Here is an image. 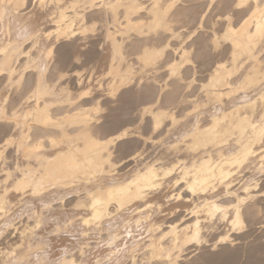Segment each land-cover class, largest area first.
Masks as SVG:
<instances>
[{
  "label": "bare ground",
  "instance_id": "bare-ground-1",
  "mask_svg": "<svg viewBox=\"0 0 264 264\" xmlns=\"http://www.w3.org/2000/svg\"><path fill=\"white\" fill-rule=\"evenodd\" d=\"M72 1H68L69 4L65 6L67 3L65 0L66 3L64 2L65 5L63 6L62 0H45V5L41 6L40 0H0L1 16L6 14L4 3L11 4L16 10V14L12 15L13 17L6 16L7 27L10 34L14 36L7 43L0 45V112L5 113L8 117V119L0 120V174L3 173V175H0V208L3 209L0 211V264H123L126 259H129V262L125 261L127 263L124 264H144L147 262L150 264H184L191 253L190 251L184 253L185 250H188L191 244L193 246L203 245L192 241L194 234L198 232L202 240H206V242L209 240L208 236L206 238L208 229L205 232L206 235L204 234L205 226L203 222H207V219L203 221L200 218L201 213L196 214L197 211H194L199 206H195L192 211L190 210L187 213V215L190 214V216L188 215L189 218L184 215V210L179 214V217L176 215L177 219L174 218L172 220L168 215L178 214L177 212H181V210L177 208L197 197L199 201L203 199V201L201 200L202 205L204 204L202 208L207 211L206 213L210 217L215 218L217 212H221V218L224 219L232 205H236L238 201H247L248 197L241 195L243 194L241 192L247 195L252 187V184L246 182V177L234 176V174L237 175V172H233V167L237 166L238 170V167L247 166L245 167L246 172L255 165L257 168L254 169L252 167L251 170L253 172L256 169L259 172L262 168L261 164L259 165L260 159H257L259 162L256 164L254 158L262 152L264 154V70L262 64L264 57L260 55L264 49H257L262 42L259 37L249 39V36L256 31L257 24H264V18H261L259 13L253 17L252 13L256 10V0H250L252 7L250 9L246 7L241 10V13H244V17L241 18L240 23L234 26L233 21L229 22L226 31L229 27L233 29L230 39L225 40L223 38L224 34L218 35L219 33L216 32L218 29L215 31L218 34L215 33L213 37L211 35L213 38L211 42L212 53L220 50L221 43L226 41L225 44L229 42L228 46L222 44V48H224L223 46L225 48L222 51L220 50L217 56H227L225 59L221 57L216 59L214 55L216 61L208 74L209 80L208 82L206 81V84L204 82L202 87L206 93L204 95L205 98L204 100H198L189 99L190 95L186 93L188 86L190 87V83L187 81L188 78L186 79L187 83L185 80L183 82L184 92L180 91V82L182 80L179 82L178 79V83L170 84L173 87L166 83L161 87H157L156 81L153 83L148 79L149 81L143 82L144 85L141 86V80L136 83V88L133 90L130 88L133 87L131 74L134 75L133 72L136 73L134 71L136 66L132 65L134 61L132 60L131 63V57L129 58V56H132L131 54L135 55L133 53L135 52L134 49L140 47L141 52L136 54H139L137 58L142 63V68L143 65L155 64L165 55L170 56L171 51L175 53L176 49H172L171 41L173 38L181 36L182 30L176 27V23L180 21L181 16L186 14L187 11H184V7L178 8L172 0H151L148 6H144L146 4L138 2L139 0H101V3H110L113 7L94 8L89 6L85 8L81 4V7L77 9L76 1L71 3ZM218 2L220 4L223 1ZM212 4L213 0L210 2V5ZM121 13L123 14L122 16L120 15ZM107 18L113 25L117 23L119 25L125 24L122 30L125 29L126 33L128 32L126 30L131 29L132 31H137V33L136 38L133 37L134 39H130L127 44L123 40L124 37H122L126 33L115 26H109L105 28L103 37H101L103 42H101L102 40L99 42L91 41V39H88V41L83 40L84 43L90 41L92 44H97L98 58H108V75L110 73L114 76H108L111 82L109 81V87L105 88L107 90V93L103 94H106L105 98H102V95L94 96L99 92L88 91H92L94 94L92 96V92L90 93V98L92 99L90 101L94 102L93 107L99 101L103 106L109 107H107L108 111H110L109 109L111 111L116 110V112L113 111L114 114H111V112L107 114L108 111L106 110L107 112L104 113L106 115L102 117V114H95L92 111L93 107L85 108L88 106H83L84 103L80 104L82 106L75 107L77 103H74L72 98L71 100L68 99L69 102H73L69 104H64L67 98L64 99V97L61 100V96L67 97L68 95L66 94H71L68 86L69 82L60 80V76H65L68 68L72 66V64H68L67 67L64 66L65 58H54L52 62L47 61L45 66L41 64L43 60L41 61L40 59L37 64L24 67L20 62V54L23 53V46L27 41L35 43L41 41L37 33L55 32L57 28H62L68 32V36L60 41L61 53L69 50L77 51L83 46L82 39V42H79L81 36L80 22L82 21L87 25L95 24L97 27L99 22H107ZM245 21L248 22L247 25H245ZM52 27L53 31L50 30ZM28 28H31L32 32L26 35L29 33L27 31ZM73 28L77 32L76 36H71ZM17 32L22 34L24 32L25 35L21 37L22 34L19 33V37ZM121 32L123 33L122 36L120 35ZM93 35L96 34L93 33ZM93 35L85 36H87L86 38L89 36L91 38ZM83 36L81 37L83 38ZM86 38L84 37L85 40ZM162 40L164 41L163 46L159 44V41L161 42ZM261 44L260 46L263 48V42ZM39 46L44 49L42 44H39ZM207 46L205 47L207 48ZM41 47L39 48L40 52L42 50ZM162 48L164 51L160 52ZM85 49L87 48L82 47L83 51ZM90 49L86 50V52H89ZM186 50L182 48L181 58H184L185 53H188ZM155 53H160V55L157 57ZM80 58L79 60H81ZM245 59H248V61L244 62ZM184 61L185 58L180 61L174 59L171 62V65L178 66L177 75H181L183 66L186 71L189 70L187 63L181 66ZM28 67L29 69L27 70ZM51 69H53L52 71H57V78L49 74ZM28 71L30 72L29 74ZM237 76H239L243 84L248 85V89H251L244 91V93L242 92L243 94L241 93L240 96L239 94L238 96L231 94L235 92L234 84L239 81L236 78ZM233 78L236 79L233 80ZM77 83L82 86L81 82ZM225 86L226 89L230 90L229 95L223 99ZM113 91L120 98V103H116L113 97L109 95ZM153 96H155L156 101H162V103H158L155 113L148 116L149 121H151L149 125L151 131H148V134L151 136L146 137L143 134L144 132L142 133L140 130L142 121L144 122V119H146V117L142 116L139 121L140 127H138V131L135 130L137 134L126 138L135 136V139L119 144L121 149L123 147L128 148V145L132 144L134 146L132 148L133 151L128 155L126 154V156L124 155L123 158L118 157L120 160L117 161V157L115 160V155H117L115 154V147H117V144H113L106 149L108 155H104L105 149L98 145L94 135L98 122L104 123L105 129L112 131L114 135L118 134L113 131L117 121L116 118L123 121L132 120L127 115L132 113V111L120 113L118 109L124 106L134 107L137 112H133V115L137 116V113L143 108L138 110V105L140 104V107L141 105L146 106L143 102L151 101ZM57 97L59 98L57 99ZM83 98L85 96L80 99V102H82ZM194 101L197 103L195 108L199 112L196 116L184 112L186 110L185 106ZM110 103H113V105ZM181 110H184L183 113ZM100 115L104 121L99 120ZM12 117H15V119H12ZM155 117H159V128L155 127L157 122ZM124 125L128 128L133 126L131 123ZM150 132L153 135L159 133L163 135V138H171V140L170 142L165 141V143L163 141L162 143L164 144L161 145L159 150H154V152L156 151V154L154 153L155 156L148 159L150 157L148 155L150 148L147 144L152 139ZM10 137L15 140V143L5 144V141ZM163 138L160 139L162 140ZM158 142L160 143L161 141L159 140ZM158 142H155V144L159 145ZM120 146L119 151L121 150ZM146 153L148 157L145 155ZM261 157L264 158V155ZM249 166L251 167L247 169ZM241 170L239 168L238 171ZM251 173L249 171V174ZM263 173L260 175L263 176ZM1 176H3V179ZM238 178L240 179L238 180ZM258 185L259 182L255 184V186ZM174 188L178 189V192H172ZM22 189L23 191L21 192L20 190ZM246 189L247 191H245ZM26 190L30 192H27V194H31L30 198L27 196L29 198L27 201L34 207L42 206L40 213H36L37 210H34L32 214L29 213L31 217L33 216L37 219V222L39 221V224H41L40 218L42 217L40 215L44 211L47 213V210L50 212L60 208L56 209L57 200L65 197L69 199L68 196L71 198V196L75 195L76 198L74 197V200L69 199L67 204L65 199L64 206L61 203L63 200H59L61 202L58 205L65 208V205L67 207L71 205L76 209H80V211L81 209L88 211V216L81 217V220H83L82 225L86 226L87 229L81 231V233L78 232L79 234H70V232L68 235L62 236L60 233L55 237L45 236L44 233L46 231L44 233L41 232L42 234L26 233L25 225L15 223L16 218L12 216L15 218L14 220L7 209L9 204L15 202V200L16 203H19L17 200H21L22 205V200L25 199L23 197L27 195L26 193L24 195ZM217 190L223 191V198L224 196H232L235 197L234 200L237 202L235 204L232 203L230 207L228 203L227 205L221 203L220 199H218L221 198L219 197L221 194L214 193ZM262 195H264V190L259 196ZM197 199L195 198V201ZM72 202L74 205L71 204ZM152 203L157 204V207L155 206L156 208L153 210L154 213L142 215L141 213L146 209L145 207L147 206V209L150 208ZM256 203L258 204V202ZM37 204L38 206H36ZM197 204L199 205L200 203ZM141 206H145V209L136 211ZM166 207L168 208L166 209ZM216 209L221 211H216ZM260 209L255 204H246L242 206L241 212L242 215L255 219L259 216ZM167 210L168 212H166ZM230 210H232L234 217L233 209ZM135 214H138V217H135ZM220 215L218 214L217 217ZM44 216L47 217L46 214ZM75 216L77 217V215ZM45 217L42 219L45 220ZM71 218L73 219V216ZM46 220L43 222L47 225ZM76 220L78 221V219ZM19 221L21 222L22 220ZM74 221L72 222L74 223ZM28 224H30V221ZM21 226H23L22 230H20ZM71 228L73 229V226ZM77 230L74 231L77 232ZM65 232L67 233V230ZM219 232L218 234H220ZM15 236L20 237V239L17 238V242L21 241L20 244L16 242ZM216 238H219V236ZM210 240L212 241L213 239ZM34 243L36 245L33 246ZM22 244L32 247V250L35 246L40 245L43 249L47 246V250L50 253L45 249L46 252L43 253L47 256L49 255V258L45 262L44 259L47 256L42 257L43 255L40 254L42 258L39 259V256L37 257L35 253V258L38 260L35 259L37 261H34L33 258H31L33 261L31 259L28 260L29 254L34 253H29L28 249L24 250L23 247L21 248L22 250H18ZM14 245L16 246L12 247ZM57 247L58 249H56ZM229 247L231 246L229 245L227 248ZM143 248H146L144 249V254L147 257L144 258L147 262L138 258L140 252L144 251H142ZM10 249L12 250L11 254ZM56 250L60 253L56 252L60 255L59 257L53 256ZM15 251H17L16 253L21 252L16 254ZM22 251L29 253L27 259H25V254ZM51 251L53 252L51 253ZM208 251L205 250L199 258H196L197 260L195 259L191 262L192 258L191 261H187L185 264H202L209 257ZM220 252L223 253H220L222 256L227 253L223 252L222 249ZM225 257L227 258L228 256ZM229 257V262L232 259V262L236 261L234 260L235 255ZM226 258L225 260L228 259ZM212 260L216 262V259ZM229 262L227 263H232Z\"/></svg>",
  "mask_w": 264,
  "mask_h": 264
},
{
  "label": "rangeland",
  "instance_id": "rangeland-1",
  "mask_svg": "<svg viewBox=\"0 0 264 264\" xmlns=\"http://www.w3.org/2000/svg\"><path fill=\"white\" fill-rule=\"evenodd\" d=\"M70 1H72V0H66V2H65V0H62V5L64 6L65 5V3H66V5L65 6H67L68 4H69V2ZM76 1V4H77V9H79L80 7H81V4H82V6L84 7V5H85V2H86V0H75ZM75 1H72L71 3H73V2H75ZM83 1V3H81ZM101 1V0H100ZM123 1H128V0H123ZM172 1H174V3L176 4V6L179 8H182V7H184V11H187L186 12V14L185 15H183V16H181L180 17V21L179 22H177L176 23V27H179V28H181V30H182V33H181V36L179 37V38H173V40L171 41V43H172V49H176V51H175V53H173V51H171L172 53H171V55L170 56H166L165 55V57H163V58H161V60H158V62H156L155 64H147V65H143V67L141 68V66H142V63H140V61H139V59L137 58V57H139L138 55L139 54H136V53H139V52H141V48L139 47H136V49H134V51L135 52H133V53H135V55L134 54H131L132 56H129V58H130V62L132 63V60L134 61L133 62V66H136L135 67V70L134 71H136V73L135 72H133V74L134 75H132L131 74V80H133L132 81V86L133 87H130V88H132V90L134 89V88H136V86H137V82H140L141 80H142V83H141V86L142 85H144V83H145V81H151V82H157V83H155L156 84V86L157 87H161L162 85H165V83L166 84H168V85H172L173 83H176L177 82V79L179 80V82H180V85H181V87H180V91L182 90V92H184L185 91V89L183 88L184 87V80H185V82L187 83V81H189L188 83H190V87L188 86V90H186V93H188V95H190L189 96V99H198V100H204V98H205V90H203L202 89V87H203V83L204 84H206L207 82H208V80H209V78H208V74L211 72V67L213 68V66L212 65H214V63H215V61H216V59H218L219 57H221V58H223V59H225L226 58V56L227 55H221V56H217V55H219V53H220V50L222 51L224 48H225V46H228V43L229 42H227V44H225L226 43V41H223L222 39H221V41H223L224 43H221V46H220V50H218L216 53H212V37L215 35V33L216 32H218V33H216V34H218V35H221V34H224L225 32L224 31H226V28H227V26H228V24L229 23H225V21L222 19V15L223 16H230L231 17V20L230 21H233L232 23H233V25L234 26H237L239 23H240V21H241V18H243L244 17V13H241V10H243V9H236L235 7H234V5L232 4V0H215V5L214 6H212V5H210V2H211V0H172ZM185 1H187V2H185ZM201 1V2H200ZM206 1V2H205ZM210 1V2H209ZM218 1H223V2H221L220 4H219V2ZM65 2V3H64ZM138 2H140V3H142L143 2V4H146V5H144V6H148L150 3H151V0H139ZM150 2V3H149ZM187 3V4H185V3ZM188 2H190V3H188ZM86 3H88V1L86 2ZM194 3V4H193ZM209 5H208V4ZM201 4V5H200ZM204 4V5H203ZM192 5V6H191ZM203 5V6H202ZM207 6V7H206ZM4 7H5V10H6V14L4 15V16H1L0 17V45H3L4 43H7L8 41H10V39L14 36H12L11 34H10V32H9V28L7 27V17L6 16H12V15H14V14H16L15 13V9L13 8L14 6H12L11 4H8V3H4ZM82 7V8H83ZM187 7V9H185ZM190 9V10H189ZM207 9V10H206ZM0 10H1V6H0ZM191 10H193V11H191ZM206 10V11H205ZM204 11V12H203ZM121 16L123 15L122 13L120 14ZM187 15V16H186ZM198 15V16H197ZM191 16V17H190ZM13 17V16H12ZM184 18H186V19H184ZM190 19V20H189ZM107 22H99L97 25V27H96V29H95V31L94 32H91L90 34H87V35H93V33H95L96 35H93L91 38H90V36L88 37V38H86L87 36H83L82 34H80L81 36H83V38L80 36V43L84 40V41H88V39L90 40L91 39V41H100V40H102L101 42H103V38H101V37H103V34H104V32H105V28L106 27H116V28H119L120 30H122V27L125 25V24H122V25H119L118 23L117 24H115V25H113L112 24V22L109 20V18H107ZM182 20V21H181ZM187 20V21H186ZM194 20V21H193ZM201 21V22H200ZM116 23V22H115ZM201 25H203V27L201 28ZM214 27V28H213ZM29 29V30H28ZM27 29V31H29V33H27L26 34V32H25V30H24V32H25V34L26 35H29L31 32H32V29L31 28H28ZM197 29H200V31H198L197 32ZM211 29H213V30H211ZM218 29V30H217ZM50 30H54L53 29V27H52V29H50ZM125 29H123L122 30V32H124V33H126L125 31H124ZM217 30V31H216ZM126 31H128L126 34H123L122 32H121V36H122V34H123V36L122 37H124L123 38V40H124V42L125 43H129V41H130V39H134V38H136V33H137V31H135V30H133L132 31V29L131 30H126ZM211 31H212V33H211ZM216 31V32H215ZM24 32H23V34L21 33V32H17L18 34L17 35H19V37H20V34H22L21 35V37L22 36H24L25 34H24ZM193 32H197V36L196 37H194V41L192 40V41H189L188 40V36H190ZM20 33V34H19ZM211 33V34H210ZM202 34V35H201ZM211 35H212V37H211ZM120 36V38H122ZM125 36H126V39H125ZM130 38H129V37ZM84 37L86 38V40L84 39ZM134 37V38H133ZM77 38H79L78 36H77ZM81 39H82V41H81ZM92 39H94V40H92ZM210 39V40H209ZM201 40V41H200ZM84 41L82 42V44H83V48L85 47V48H87V49H85V51H83L82 50V47L78 50L80 53H83L84 55L80 58L81 60H79V64H77V65H72L71 67H69L68 68V71H67V73H66V75H65V79L63 80L64 82H69L68 84V86L70 87L69 89H70V91H71V94H66V95H71V96H61V100L64 98V99H66L65 101H67V102H65L64 100V104H69V103H77V105L75 106V107H79V106H82V105H80V104H82V103H84L83 104V106H88V107H85V108H91V107H93L92 105L94 104V102H92V101H90V100H92L91 98H90V96H91V94L90 95H88V96H85V98H83V100H82V102H80L81 100L80 99H82V97H84V96H82V94L86 91V92H88V91H90V90H94L93 92L94 93H96V92H99V93H96L95 95L93 94V92H92V96L94 95V96H96V95H102L101 97L102 98H105L104 96L106 95H103L104 93H107V90L105 89V88H108L109 87V81L111 82V80H109V78L110 77H108V76H111L112 74H110L109 73V75H108V58H106V57H104L103 59L101 58V59H99L98 58V52H97V47L98 46H96L97 44H92L90 41V43L89 42H85L84 43ZM200 41V42H199ZM44 43V44H43ZM127 43V44H128ZM163 43H164V41L162 40L161 42L159 41V44H162V46H163ZM201 43V44H200ZM204 43V44H203ZM262 43V42H261ZM260 43V45H262ZM34 44V45H33ZM39 46V44H42V46H44V49L41 47V46H37V45ZM222 44L223 45H225V46H223L224 48H222ZM263 44H264V42H263ZM200 45V46H199ZM208 45V46H207ZM258 46L257 47V49L258 50H262V49H264V45H263V48H261L262 46ZM45 46H46V44H45V41H44V39H41V41L40 42H33V41H27L26 43H25V45L23 46V53H21L20 54V62H21V64L22 65H24V67L25 66H29V65H32V64H37L39 61H40V59H41V64H43V66H45V64L47 63V61L48 62H52V61H54L53 59H47L46 58V53H45ZM205 46H207V48L205 47ZM41 47V52H40V50H39V48ZM93 47V48H92ZM176 47V48H175ZM259 47H260V49H259ZM91 48V49H90ZM182 48H184V50H186L187 52H188V56H190V57H187L188 59H190L191 58V60H192V64L191 65H187V67L189 68V70L188 71H186L185 69H184V66H183V68H182V73H181V75H177L176 77H172L171 76V71H170V69H169V65H171V62L174 60V59H176V60H178V61H180L181 59H184V58H181V55H182ZM88 49H90V51L89 52H86V50L88 51ZM172 49H170V50H172ZM201 49V50H200ZM44 51V52H43ZM201 51V52H200ZM176 52H177V54H176ZM206 52V53H205ZM208 52V53H207ZM199 53H201V54H199ZM205 53V54H204ZM212 53V54H211ZM207 54V55H206ZM173 55H175V56H173ZM204 55V56H203ZM213 55V56H212ZM214 55H215V58H214ZM260 55L262 56V57H264V50H262L261 51V53H260ZM172 56V57H171ZM211 56V57H210ZM217 56V57H216ZM34 59H36V60H34ZM213 59V60H212ZM210 60V61H209ZM227 60V59H226ZM35 61H36V63H35ZM38 61V62H37ZM201 61V62H200ZM209 61V62H208ZM245 61H248V59H245L244 60V62ZM208 62V63H207ZM263 62H264V59H263ZM262 62V64H263V70H264V63ZM139 64V65H138ZM194 64V65H193ZM152 67H151V66ZM181 65H184V62L183 63H181ZM193 65V66H192ZM140 67V68H138V67ZM149 66V67H148ZM199 66V67H198ZM195 68V69H194ZM29 69V67L27 68V70ZM198 69V70H197ZM53 69H51L50 70V72H49V74H52L55 78H57L58 77V73H57V71L56 70H54V71H52ZM59 70V69H58ZM69 70H70V72H71V75H69ZM139 70V71H138ZM146 70V71H145ZM184 70H185V72H184ZM210 70V71H209ZM196 71V72H195ZM189 72V73H188ZM264 72V71H263ZM30 72L28 71V74H29ZM139 73V74H138ZM144 73V74H143ZM195 73H197V74H195ZM136 74V75H135ZM141 75V76H140ZM183 75V76H182ZM138 76H139V78H138ZM148 76H149V78H148ZM180 76H182V77H180ZM112 77H114L113 75H112ZM111 77V78H112ZM134 77V78H133ZM92 80H91V79ZM102 78V79H101ZM104 78V79H103ZM141 78V79H140ZM146 80H145V79ZM151 78V79H150ZM176 78V79H175ZM188 78V80L186 81V79ZM236 78H238V80L239 81H237V84H234L235 86V92H232L231 94L232 95H237L238 96V94H239V96L241 95V93L243 92L244 93V91H248V90H251L250 88L248 89L247 88V86L248 85H245V84H243V82H242V80H240L239 79V76H237ZM236 78H233V80L234 79H236ZM140 79V80H139ZM143 79H144V81H143ZM149 79V80H148ZM77 80H79V81H77ZM103 80V81H102ZM175 80V81H174ZM207 81V82H206ZM77 82H81V84H82V86L80 85H78V83ZM107 82V83H106ZM144 82V83H143ZM103 85H102V84ZM163 83V84H162ZM178 83V82H177ZM100 84V85H99ZM106 84V85H105ZM108 84V85H107ZM159 84V85H158ZM170 85V86H171ZM101 86H102V89H101ZM183 86V87H182ZM169 87V86H168ZM171 87H173V86H171ZM241 87V88H240ZM89 88V89H88ZM130 88H128V90H130ZM225 88V91H224V97H223V99H225L229 94V90L230 89H226V86L224 87ZM86 89V90H85ZM138 89V88H137ZM102 90V91H101ZM73 91V92H72ZM84 91V92H83ZM179 91V90H178ZM179 91V92H180ZM90 92V93H91ZM178 92V93H179ZM181 92V93H182ZM82 93V94H81ZM242 93V94H243ZM246 93V92H245ZM80 95V96H79ZM226 96V97H225ZM100 97V98H101ZM59 97H57V99H58ZM71 98H72V101L71 102H69V100H71ZM69 99V100H68ZM74 99V100H73ZM89 99V100H88ZM212 100V99H211ZM87 101V102H86ZM90 102V103H89ZM202 102V101H201ZM89 103V104H88ZM79 104V105H78ZM90 104H91V106H90ZM111 105H113V103H110ZM196 102L194 101V102H191V104H188V105H186L185 107H186V110L184 111L185 113H188V114H192V116L194 115V116H196V114L198 115V109L197 108H195V106H196ZM90 106V107H89ZM106 106V105H105ZM103 106L104 108H107L108 106ZM138 110L140 109V108H142V107H144L143 105H141V107H140V104L138 105ZM109 108V107H108ZM108 108L106 109L107 111H108ZM184 108V107H183ZM110 111H105V112H107V114L108 113H110L111 112V114H114V112H116V110H112L111 111V109H109ZM114 111V112H113ZM118 111L120 112V113H123V112H130V111H132V113H129V114H127L128 115V117H129V119L131 120V121H136V115L134 116L133 115V112H135L136 110H134V107H130V106H124L123 108H121V109H118ZM182 111V110H181ZM183 111H182V113H183ZM137 112V111H136ZM135 112V113H136ZM192 112V113H191ZM96 114V113H95ZM104 115V113L102 114V117H104L103 116ZM131 116V117H130ZM133 117V118H132ZM119 119V118H118ZM117 118H116V124H115V126L113 127V129L115 128H117V127H119V125H120V123L122 124H126L128 121H123L122 119H119L118 120ZM147 119V120H146ZM146 119H144V122L142 121V126H141V128L143 129H141L140 128V130H141V132L144 134V135H146V137H150L151 135L150 134H148L149 132L148 131H151V129H150V124H148V121H149V117H146ZM99 120L101 121H104V119L103 118H101V115H100V118H99ZM119 121V122H118ZM136 123L139 125L140 124V122L139 121H136ZM144 123H145V125H144ZM117 126V127H116ZM146 127V128H145ZM129 129H133V131H135V130H137L138 131V128H134L133 126L131 127H129ZM147 130V131H146ZM114 131V130H113ZM146 131V132H145ZM151 134H152V139H150V142L148 141V147L150 148L149 150H148V152H149V158L148 159H151L152 158V156H155V154H156V151L154 152V150H159V148L161 147V145L162 144H164L165 143V141L167 142V141H169L170 142V140H171V138H163L162 136L163 135H160L159 133L157 134V133H155V135H153V133L152 132H150ZM137 134V133H136ZM135 134V135H136ZM150 135V136H149ZM153 136H154V138H153ZM161 136V137H160ZM135 136H133L132 138H128V139H125V141H130V140H133V139H135L134 138ZM159 139H158V138ZM156 138V139H155ZM160 138H163L162 140L160 139ZM157 139H158V141L160 140L161 142V144L157 141ZM168 139V140H167ZM154 140H156V141H154ZM153 141V142H152ZM164 141V143H162ZM155 142H158L159 143V145L156 143L155 144ZM122 142H120L119 144H121ZM154 143V144H153ZM117 145V147H115L116 149V152H115V154H117V155H115V160H116V157H117V161L118 160H120V158H123L124 157V155L126 156V154L128 155V154H130V152L131 151H133V147L134 146H132V144H130V145H128V148H122L121 149V146L120 145ZM156 145H158V146H156ZM119 146H120V151H119ZM132 146V147H131ZM151 146V147H150ZM154 147V148H153ZM156 147H158V148H156ZM130 148V149H129ZM156 148V149H155ZM264 149V148H263ZM129 150V151H128ZM151 150V151H150ZM157 150V151H158ZM122 151V152H121ZM124 151V152H123ZM264 151V150H263ZM119 152H121V153H119ZM147 152V153H148ZM119 153V154H118ZM147 153L145 154V155H147ZM155 153V154H154ZM261 154V156H263L264 154H263V152L262 153H260ZM260 154L256 157V158H254V162H256V164H258L257 162H259V160H257V159H260V163H259V165L261 164V166H262V168H261V171H259V172H257L258 170L256 169L255 170V172H253V170H251L252 169V167L255 169V168H257L256 167V165L255 166H249L247 169H249L250 167H251V169H249V170H247V172H246V168L245 167H247V166H243V167H238V170H239V168H240V170H241V168H242V170L241 171H238L237 170V166L235 167H233V172L235 173V172H237V175L236 174H234V176H239L240 178H242V177H246V182L247 183H250V184H252L251 186V189H250V191H248V193H247V195H245L244 194V192H241V193H243V194H241V195H243V196H247L248 198H247V203L246 204H248V205H250V204H255L259 209H260V212L262 211V208H264V200H262L261 199V196H259L260 195V193L262 192V190H264V168H263V166H264V158L263 157H261L260 156ZM263 154V155H262ZM123 155V156H122ZM148 155H147V157H148ZM118 157H120V158H118ZM261 158H263V159H261ZM257 161H256V160ZM254 164V163H253ZM260 167V166H259ZM258 167V169L260 170V168ZM244 170H245V172H244ZM249 171L250 172H252L251 174H249ZM241 172V173H240ZM240 173V174H239ZM243 173H244V176H243ZM261 173H263L262 175L263 176H261L260 174ZM2 175H3V173H1ZM0 174V175H1ZM245 174H247V175H245ZM249 174V175H248ZM252 175V176H251ZM261 177H260V176ZM233 176V177H234ZM249 176V177H248ZM5 177V176H4ZM248 177V178H247ZM251 177V178H250ZM1 178L3 179V176H1ZM235 179H236V177H234ZM240 178H238V180L240 179ZM244 181V180H243ZM249 181V182H248ZM263 181V182H262ZM258 183L259 182V185L258 186H255V184L256 183ZM261 183V184H260ZM254 185V186H253ZM178 187V186H177ZM177 187H175V188H177ZM173 189L172 190V192H174V193H176V192H178V189L176 190V189ZM24 189V188H23ZM23 189L22 190H20L21 192L23 191ZM26 189V188H25ZM13 190H14V188H13ZM19 190V189H18ZM17 190V191H18ZM222 190V189H221ZM220 190V191H221ZM28 191H30V189H28ZM27 190L26 191H24V195H26L27 194V192H28ZM219 190H217L216 192H214L215 194L216 193H218V194H221L219 197H221V198H218V199H220V202L221 203H224L225 205H227V203H228V206L230 207L231 206V204L233 203V204H235L237 201L236 200H234L235 199V197H232V196H230V197H227V196H224V198H223V196H222V194H223V191L222 192H220ZM31 192V191H30ZM30 192H28V193H30ZM26 193V194H25ZM257 193V194H256ZM259 193V194H258ZM253 196H252V195ZM255 194V195H254ZM30 195V196H29ZM226 195V194H225ZM251 195V196H250ZM30 198L31 197V194H27L26 195V197L24 196L23 198H25L24 200H22L23 202H22V205L23 204H25V205H21V200L19 201V200H17V202H19V203H16V200H15V202H13V203H11L12 204V206H10L11 204H9V207H7V209H8V213L10 214V216L12 217H15L16 218V220H15V218H13L16 222L15 223H18V225H25V227H26V233H33L34 232V234L35 233H44L45 231V236L47 235H49L50 237L52 236V237H55V236H58L60 233V235H62V236H65V235H68V233H70V234H79V233H81V231H84L85 229H87V227L86 226H83L82 225V222H83V220H81L82 218L81 217H83V216H85V215H87L88 216V214H89V212L88 211H86L85 209H81V211H80V209H76V208H74V206H71V205H68L69 207H67V205H65L66 206V208L65 207H62V206H64V200L66 199V204L68 203V201H69V199L70 200H74L76 197H75V195H73V197L71 196V198H70V196H68L69 197V199L68 198H64V199H59V200H63L61 203L63 204L62 206H59L58 205V203H60L59 202V200H57V205H56V209L57 208H59L58 210H52L53 211V213L51 214V212L52 211H50V212H48V210H47V213H46V211H44V213L46 214V216L47 217H45L44 215V213L43 214H41L40 215V223L41 224H39V221L37 222V219L35 218V217H31L30 216V214L29 213H31L32 214V212L35 210H37L36 211V213H40L41 211H42V206L41 205H39L38 206V204L36 205V206H38V207H34V205H31L27 200L29 199L28 197ZM256 196H258V197H256ZM75 197V198H74ZM256 197V198H255ZM74 198V199H73ZM196 199H197V197H195ZM195 198L192 200V201H190V202H188V203H184V205H182L180 208H177V209H180L181 210V212L179 211V212H177L178 214H172L171 216L170 215H168L169 216V218L170 219H177L178 217H179V214H181L182 212H183V210H184V215H187V213L188 212H190V210L192 211V208L194 209L195 208V206L197 207V206H199V208L197 207V209L195 208L194 209V211L196 210L197 212H196V214H200V218L203 220V221H205L206 219H207V222H203L204 223V226H205V231H204V234H205V232L207 231V229H208V231L206 232V238H207V236H208V244H209V242L211 241L210 239H213V238H215V239H219V238H216V237H220V234H226L227 233V231L229 232V230H230V228L229 227H231V219H229V220H225V219H223V218H221V212L219 213V212H217V215L215 216V218L214 217H210V215L209 214H207L206 212L207 211H205V209L203 210V208L202 207H204L203 205H202V202H201V200L203 201V199H200V201H199V198L197 199V201H195ZM232 198V199H231ZM222 199V200H221ZM255 199V200H254ZM233 200V201H232ZM259 200V201H258ZM154 201H156V200H154ZM230 201V202H229ZM248 201H249V203H248ZM226 202V203H225ZM256 202H258V204L256 203ZM260 202V203H259ZM197 203H200L199 205L197 204ZM20 204V205H19ZM28 204V205H27ZM31 206H30V205ZM72 205H74L73 204V202L71 203ZM165 204V203H164ZM245 204V205H246ZM14 205V206H13ZM154 205V206H153ZM157 205V204H156ZM155 205V203H152V206L150 207V208H148L147 209V206L145 207V206H141L140 208H138L136 211H139V210H141V209H145V210H143L142 212L143 213H141L142 215L144 214H152V213H154V209L157 207ZM167 205V204H166ZM166 205H164V206H166ZM19 206V207H18ZM28 206V207H27ZM32 206H33V208H32ZM71 206V207H70ZM156 206V207H155ZM17 207V208H16ZM26 207V208H25ZM31 209H30V208ZM61 207H62V209H61ZM73 207V208H72ZM145 207V208H144ZM28 208V209H27ZM55 208V207H54ZM65 210H64V209ZM68 208V209H67ZM168 207H166V209H167ZM11 210V212H10V210ZM15 209V210H14ZM24 209H27V210H24ZM67 209V210H66ZM75 209V210H74ZM152 211H151V210ZM189 209V210H188ZM202 209V210H201ZM230 209H232V208H230ZM229 209V212H231V213H229L228 212V215L226 216V217H233V214H232V210H230ZM28 210H30V211H28ZM38 210H40V211H38ZM74 210V211H73ZM150 210V211H149ZM25 211V212H24ZM28 211V212H27ZM72 211V212H71ZM135 211V212H136ZM148 211V212H147ZM187 211V212H186ZM199 211H203V212H199ZM23 212V213H22ZM76 212V213H75ZM80 212V213H79ZM166 212H168V210L166 211ZM49 213V214H48ZM70 213V214H69ZM75 213V214H74ZM186 213V214H185ZM56 214V215H55ZM57 214H58V216H57ZM66 214V215H65ZM72 214V215H71ZM129 215H130V213H128ZM128 214H126V215H128ZM196 214H195V216H196ZM218 214L220 215L219 217H217L218 216ZM229 214H232V215H229ZM260 214V213H259ZM18 215H19V217H18ZM21 215V216H20ZM25 215V216H24ZM31 217H29V216ZM50 215H52L53 216V220H52V216L50 217ZM63 215V216H62ZM75 215H77V217L75 216ZM126 215H124V216H126ZM128 215V216H129ZM140 215V214H139ZM176 215L178 216V217H176ZM189 216H190V214H188ZM186 216V218H189V216ZM55 216V217H54ZM57 216V217H56ZM60 216V217H59ZM67 217V218H65V217ZM71 216H73V219L71 218ZM135 217H138V214L136 215H134ZM175 216V217H174ZM206 216H209V217H206ZM10 217V218H11ZM44 217L47 219H45L46 220V222H47V225H46V223H44L43 221H45V220H43L44 219ZM48 217H50V218H48ZM127 217V216H126ZM11 218V219H12ZM22 218H24V219H22ZM30 218V219H29ZM43 218V219H42ZM54 218H56V219H54ZM59 218V219H58ZM65 218V219H64ZM168 218V219H169ZM219 218V219H218ZM250 218V217H249ZM22 220L21 222L19 221V220ZM39 219V218H38ZM51 219V220H50ZM67 219H69V220H67ZM74 219H75V221H74ZM76 219H78V221L76 220ZM218 219V220H217ZM223 219V220H222ZM257 219V220H256ZM27 220V221H26ZM35 220V221H34ZM43 220V221H42ZM63 220V221H62ZM71 220V221H70ZM81 220V221H80ZM217 220V221H216ZM220 220H222V221H220ZM252 220V221H251ZM257 222H256V221ZM259 220H260V215L257 217V218H255V219H250V221L252 222H248V221H246V222H248V228H247V231L246 232H235V233H233V235H234V242L232 243V244H229L231 247H229V248H225V250H224V248H219L220 250L222 249V251L224 252H227L226 254L224 253V256H222V252H220V250L219 249H216L214 252H212V251H210L207 247V245H206V243H202L203 245H200V246H196V245H194L193 246V244H191L190 245V248L188 249V250H185V252L184 253H188L189 251L191 252L190 254H189V260L187 259V261H191V259H192V261L191 262H193L196 258H199L204 252H205V250L206 251H208V253H209V257H208V259L207 260H205V261H208V262H210V263H212V264H222V262H223V264H226L227 262H229L228 260H229V256H232V255H235V257H234V260H236L235 262H232V260H231V262H229V263H231V264H264V233H262L261 232V228H260V226H259ZM29 221H30V224H28L29 223ZM48 221H50V222H48ZM72 221H74V223L72 222ZM77 221V222H76ZM212 221V222H211ZM27 222V224L29 225H27V224H25ZM37 222V223H36ZM220 222V223H219ZM228 222V223H227ZM58 223V224H57ZM71 223H72V225H71ZM75 223H78V224H75ZM209 225H208V224ZM213 223V224H212ZM256 223V224H255ZM37 224H39L41 227L39 228V227H37L36 225ZM45 224V225H44ZM62 224H64L63 226H62ZM68 224V225H67ZM75 224V225H74ZM213 226H212V225ZM216 224V226H214ZM218 224H219V226H218ZM28 227H27V226ZM58 225V226H57ZM60 225V226H59ZM71 225V227L73 226V229L71 228V227H69ZM221 225V226H220ZM229 225V226H228ZM23 226H21V229L20 230H22L23 229ZM43 226H44V228H43ZM47 226V227H46ZM30 227V228H29ZM57 227V228H56ZM63 227V228H62ZM66 227V228H65ZM86 227V228H85ZM209 227V228H208ZM223 227V228H222ZM27 228H29V229H27ZM77 228H79L78 230H77ZM213 228V229H212ZM44 229V230H43ZM63 229V230H62ZM203 229V230H204ZM216 229V230H215ZM221 230V232H219V230ZM228 229V230H227ZM20 230H19V232H20ZM33 230V231H32ZM35 230H37V231H35ZM41 230H43V231H41ZM48 230V231H47ZM62 230V231H61ZM67 230V233L65 232V231ZM74 230H77V232L76 231H74ZM50 231V232H49ZM53 231V232H52ZM60 231V232H59ZM212 231V232H211ZM217 233H215V232ZM220 233V234H218V232ZM65 232V233H64ZM74 232H76V233H74ZM79 232V233H78ZM226 232V233H225ZM41 233V234H42ZM50 233V234H49ZM125 233H126V230H125ZM138 233V232H137ZM211 233V234H210ZM215 233V234H214ZM15 234V233H14ZM16 234H20V233H16ZM43 234V235H44ZM54 234V235H53ZM236 234V235H235ZM244 234V235H243ZM214 235H216V236H214ZM237 235H239V236H237ZM16 236H19V235H16ZM15 236V237H16ZM213 236V237H212ZM236 236H237V239H236ZM241 236V237H240ZM240 237V238H239ZM17 238H19L20 239V237H16V242H17ZM18 239V240H19ZM236 239V240H235ZM214 240V239H213ZM211 241L210 242V244H212V243H214V241ZM206 241V240H205ZM20 242L21 241H18L17 243L18 244H20ZM206 246H205V245ZM34 245H36L35 243L33 244V246ZM38 245V244H37ZM234 245V246H233ZM16 245H14V246H12V247H15ZM23 247V249L24 250H26V249H28V252L30 253V252H33L34 254H32V253H30V254H32V255H30L27 251H26V253H25V251L23 252L24 254H25V259H27V255L29 254V259L28 260H30L31 258H33L34 259V261H37L38 259L37 258H35L36 257V254H37V257L39 256V259L40 258H42V257H46L47 255H45V253H43V252H49L47 249H48V247L47 246H45L44 247V249L46 250H44L40 245L39 246H35V248L33 247V250H32V247L30 248V247H27L25 244H22L19 248H18V250H22L21 248ZM25 247V248H24ZM41 247V248H40ZM59 247V246H58ZM58 247L56 248V249H58ZM192 247V248H191ZM39 248V249H38ZM194 248V249H193ZM202 248H203V252H202ZM12 249V248H11ZM10 249V254H11V250ZM35 249V250H34ZM144 249H146V248H143L142 249V251L144 250ZM199 249V250H198ZM201 249V250H200ZM208 249V250H207ZM31 250V251H30ZM41 252L42 250V252L40 253L39 251ZM34 251H36V252H34ZM38 251V252H37ZM196 253H195V252ZM202 253H201V252ZM17 251H15V253H16ZM21 252V251H20ZM20 252H18L19 254H20ZM53 251H51V253H52ZM56 252H58V250H56L54 253H53V256L54 257H59L60 255H58V253H56ZM144 252H145V250L141 253L140 252V254L138 255L139 257V260H143L144 262L146 261V259L144 258V257H147V256H145V254H144ZM193 252H194V254H193ZM211 252V253H210ZM217 252V253H216ZM219 252V253H218ZM13 253V252H12ZM18 253H16V254H18ZM36 253V254H35ZM50 253V252H49ZM201 253V254H200ZM220 253H222V254H220ZM15 254V255H16ZM40 254H42L41 256H40ZM46 254H48V253H46ZM60 254V253H59ZM143 254H144V256H143ZM193 254V255H192ZM52 255V254H51ZM50 255V256H51ZM56 255V256H55ZM58 255V256H57ZM142 255V256H141ZM218 255V256H217ZM198 256V257H197ZM225 256H228L227 258L225 257ZM143 257V258H142ZM227 259V260H225V258ZM49 258V255L46 257V259H44V261L46 262L47 261V259ZM79 258V257H78ZM216 259V262L214 261V260H212V259ZM236 258V259H235ZM33 259H31L32 261H33ZM35 259H37V260H35ZM210 259H211V261H210ZM220 259H222V260H220ZM197 260V259H196ZM125 261H127V262H129V259H126ZM124 261V263H127V262H125ZM186 261V262H187ZM224 261H227V262H225L224 263ZM147 262V261H146ZM186 262H184V264L186 263ZM123 263V264H124ZM129 264V263H128ZM144 264H150L149 262H147V263H144ZM228 264V263H227Z\"/></svg>",
  "mask_w": 264,
  "mask_h": 264
},
{
  "label": "snow or ice",
  "instance_id": "snow-or-ice-1",
  "mask_svg": "<svg viewBox=\"0 0 264 264\" xmlns=\"http://www.w3.org/2000/svg\"><path fill=\"white\" fill-rule=\"evenodd\" d=\"M40 4H41V6H44L45 0H40ZM232 4L234 5V7L236 9H243L246 7L250 9L252 7L250 4V0H232ZM214 5H215V0H213L212 6H214ZM89 6L94 7V8H96V7H98V8H105V7L112 8L113 7L112 4L101 3L100 0H88V3H85L84 7L87 8ZM257 13H259L261 18H264V0H256V10L252 13L253 17H255ZM222 19L225 21V23H229L231 20V17L222 15ZM80 23H81V33L80 34H82V35H87V34L93 32L96 28L95 24L87 25L82 21ZM247 23L248 22L245 21V25H247ZM202 27H203V25H201V28ZM198 31H200V29H197V32ZM197 32H193L190 36H188V40L192 41L194 39V37L197 36ZM232 32H233V29L231 27H229L227 29V31L224 33L223 38L225 40L230 39ZM76 35H77V32L73 28L71 30V36H76ZM37 36H38V38L44 39L45 44L47 45L45 47L46 58L47 59H53V58L63 57V58H65L64 59V66L65 67H67L68 64H72V65L79 64V58L84 55L83 53H80L78 50L77 51H70L69 50L67 52L61 53L60 41L62 38H65L68 36V32L66 30H63L62 28H57V30L55 32L37 33ZM256 37H259V39L262 42H264V24H257L256 25V31L254 33H251V35L249 36V39H254ZM165 47H167V45H165ZM163 51H164V49L162 48L160 50V52H163ZM155 55L158 57L160 55V53H155ZM188 55H189L188 53H185L184 63L191 65L192 60L187 58ZM177 67H178L177 65H169V69L171 71L172 77L177 76ZM69 75H71L70 70H69ZM64 79H65V76L61 75L60 80H64ZM82 95L88 96V95H90V92H84ZM109 95L113 97V100L116 103H120V98L116 95V93L114 91L110 92ZM143 103L146 106H144L137 113L136 121H140L142 116L148 117V116H151L153 113H155V110L157 108V104L162 103V101H156L155 96H153L151 101H144ZM92 111H94L97 114H103V113H105L106 109L98 101L95 103ZM4 119H8V117L5 115V113L0 112V120H4ZM12 119H15V117H12ZM105 119H107V117H105ZM155 119L157 121L155 127L159 128L160 127L159 117H155ZM136 121H128L127 123H131L134 128H138V127H140V125H138L136 123ZM148 123L150 124L151 121H148ZM17 127H19V125H17ZM114 131L118 134L114 135L112 131H108L105 129L104 123L98 122V127L96 128L94 135L96 136L98 145L102 149H105L104 155H108V152L106 150L107 147H110L113 144L118 145L120 142H124L125 139L127 137H129L130 135L136 134L135 131H133V129H129L123 123L120 124L119 127H117L116 129H114ZM12 143H15V140L11 137L5 141V144H12ZM245 191H247V189ZM261 199L264 200V195L261 196ZM245 204H246V201H238V203L236 205H232V209L235 213L234 217H224L225 220L231 219V227H230L229 232L226 234H221L219 239L213 238L214 243L208 245L209 249L215 251L216 249L227 247L229 244H232L234 241L233 233H235V232H246L247 231L248 223H246V221H248L249 223L251 221H250V218L248 216L242 215L241 208ZM2 210L3 209L0 208V211H2ZM216 211H221V210L216 209ZM259 215H260L259 226L261 228V232L264 233V208H262V211L260 212ZM36 226L39 227L40 225L37 224ZM192 241H194L197 244L207 243L206 241H204L200 238V235L198 232L193 235ZM202 264H210V262L205 261V262H202Z\"/></svg>",
  "mask_w": 264,
  "mask_h": 264
}]
</instances>
